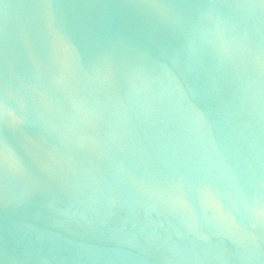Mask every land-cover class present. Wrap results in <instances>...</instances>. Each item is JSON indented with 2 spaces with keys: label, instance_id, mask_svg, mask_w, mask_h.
<instances>
[{
  "label": "water",
  "instance_id": "obj_1",
  "mask_svg": "<svg viewBox=\"0 0 264 264\" xmlns=\"http://www.w3.org/2000/svg\"><path fill=\"white\" fill-rule=\"evenodd\" d=\"M0 264H264V0H0Z\"/></svg>",
  "mask_w": 264,
  "mask_h": 264
}]
</instances>
